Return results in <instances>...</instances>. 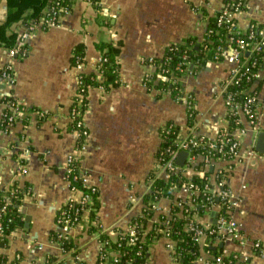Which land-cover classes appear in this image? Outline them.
Returning a JSON list of instances; mask_svg holds the SVG:
<instances>
[{
    "label": "crops",
    "instance_id": "1",
    "mask_svg": "<svg viewBox=\"0 0 264 264\" xmlns=\"http://www.w3.org/2000/svg\"><path fill=\"white\" fill-rule=\"evenodd\" d=\"M223 1L99 0L95 8L89 0H73L71 11L59 24L37 31L29 39L27 55L12 62V95L27 109L41 111L44 116L30 111L25 123L19 120L8 132L0 130V190L13 182L20 187L29 186L19 207L24 222L28 217V227L23 225L12 232L8 245L0 247V255L8 261L18 259L17 264H96L100 236L114 243L117 233L126 231L142 215V199L150 191V175L166 180L163 171L155 174L160 128L170 121L179 127L182 136L191 133L209 140L228 129L224 96L230 64L207 62L203 69L179 79L183 91L194 100L192 128L186 122L185 103L176 101L169 91L147 89L143 84V78L153 71L146 60L162 57L169 45L188 38L200 41L208 18ZM6 15V0H0V24ZM236 23L241 31L253 23L264 29V0H246L244 9L236 15ZM13 27L14 24L8 30ZM101 42L118 48L115 60L120 83L107 91L102 87L88 89L86 110L80 115L86 129L84 148L77 151L82 144L77 145V132L68 129L70 107L77 97L79 74L100 77L97 62L101 52L95 45ZM77 44L84 46L81 67L70 64ZM5 62L7 57L0 46V65ZM248 89L257 92L259 99L264 98V65ZM241 128L244 134L239 138L237 157L231 161L225 186L239 199L231 213L247 242L241 246L226 238L211 248L235 255L247 264H264V249L252 246L253 241H264V153L255 148L259 133L264 132V109L255 126L243 119ZM251 150L253 153L249 154ZM74 154L76 167L85 172L86 185L97 191V206L69 230L67 236L73 246L63 250L51 240L50 232L58 229L56 212L71 198L65 169L67 157ZM21 163L25 174L20 173ZM184 176L199 174L191 169ZM210 182L215 183L214 176ZM172 194L174 198H184L178 190ZM170 205L168 198L157 201L145 233L160 214L168 215ZM220 211L216 203L196 215L195 221L213 225ZM173 245L165 236L154 239L141 264H176ZM198 248L193 264H204L213 254L203 239H199ZM49 257H54V261H49Z\"/></svg>",
    "mask_w": 264,
    "mask_h": 264
},
{
    "label": "built area",
    "instance_id": "2",
    "mask_svg": "<svg viewBox=\"0 0 264 264\" xmlns=\"http://www.w3.org/2000/svg\"><path fill=\"white\" fill-rule=\"evenodd\" d=\"M62 1L63 0H49V3L41 10L37 18L16 22L12 30L15 34L13 45L10 47H3L0 45L4 49L7 57V62L0 65V98L8 95L14 97L12 95V87L15 83V79L12 62L17 58H24L27 55V43L29 39L37 31L47 30L48 28L56 26L59 24L61 18L69 13L67 5L65 6L61 4ZM245 3L246 0H228L227 2H222L220 8L213 15V17L216 18L217 25H225L227 32L231 35L225 38V47L217 49L212 60L208 62H226L232 66L227 85L238 84L242 79L250 81V84H252L259 77V68L264 65V56H262L260 67L250 70V68L252 69L257 64V61L254 60L249 67L247 61L243 59V53L245 52L262 53L264 55V29L258 27L257 24H250L247 33H245L237 26L236 15L241 11V7L245 6ZM254 26L256 28H254ZM244 33L245 39L237 38L238 35ZM233 34L236 35V37L232 36ZM184 59L185 57H183V61L179 62L175 68L182 75H186L184 67H187V61ZM147 62L149 65L153 66L152 58H149ZM81 64L82 63H79L78 67H81ZM156 76L157 78H164L161 74H157ZM181 77L182 76L179 78L172 76V78H176L177 81H179ZM244 94L245 97L240 104L233 103L230 94L224 96L227 115L228 117H233V122L237 127L230 132H225V130L220 131L217 137L213 140L206 138L208 140L205 145L207 153H191L194 146H201L199 141H203V139H205L204 137H195L191 133L182 136V133L179 131L173 143L174 148L170 150L167 149L165 154L164 152L159 153L156 160L155 174L157 171H163L166 179L172 175L178 176V186L175 190L182 192L184 198H174V204L180 209H183L186 213L188 222L185 224V229L193 232L197 244L199 243V239H203L206 247L215 245L216 242L222 241L226 238L233 239L241 246L247 242L246 238L239 233L238 224L231 213L232 210L238 206L239 199L234 197L230 190L225 186V180L232 170L233 164L231 163L234 162L237 157L240 143L239 138L244 134V130L241 128V120L245 119L247 123L255 126L264 109V98L259 99L257 92H252L249 89H246ZM189 99L193 100L192 95L183 91L181 96L182 102L187 105ZM175 100L177 101V99ZM14 101L15 102H0V124L9 128V130L11 128V123L19 120L21 115L26 111V107L20 104L16 98ZM2 108L10 109V113L2 114ZM34 113L39 117L44 116V113L41 111H34ZM74 113L75 110L73 109L72 114ZM83 134L85 136L86 132H83ZM195 138H198L199 140L197 141ZM83 148L84 144H82L77 151H80ZM181 151L187 152V157L183 166H177L175 160ZM23 153H28V149L25 148ZM210 153L213 155L216 153L218 156L213 157ZM252 153L253 150L249 151V154ZM76 160L77 157L75 154L67 157L66 173L73 170L72 164L76 162ZM221 162H226L227 165L219 167L218 164ZM210 167H212L211 172L208 171ZM191 169L202 178V182L200 183L201 186L193 182L192 177L187 178L184 176V174ZM20 173H26V168L23 163H21ZM211 176H214L215 178L214 184H211L210 182ZM76 177L80 178V182L83 186H87L84 180L85 172L83 170L79 169L74 178ZM175 190H173V193ZM70 191L72 193L70 200L75 202L77 206L71 212V214L74 215L73 217H71V214L68 212H62L58 217L57 224H59V238L68 237L67 234L69 230L80 222L81 217L83 218L84 214L89 212V208H85V205L90 203L91 195L89 193H83L80 189L74 186H70ZM93 191H95V188L90 187V193ZM213 198H216L215 202H213ZM156 203L157 201H152L150 205H148L150 206V210L155 211L157 209ZM216 203L221 208V211L213 225H202L195 221L196 214L193 213V210H195L196 207L200 206L206 211ZM180 214H182L181 210L179 215ZM167 218L169 219V217ZM163 231L164 229L161 230V232ZM120 235L128 236V244L135 245L137 241L138 243L143 242V235H141V237L137 236L136 225L134 224L126 231L117 233V237ZM1 236L0 228V237ZM100 246L96 264H119L118 261L120 254L116 249L111 247L109 241L101 240ZM252 246L254 249H264V241H253ZM112 252H115L113 256ZM204 264L247 263L245 261H240L235 255H225L222 252H217L216 254L211 255Z\"/></svg>",
    "mask_w": 264,
    "mask_h": 264
},
{
    "label": "trees",
    "instance_id": "3",
    "mask_svg": "<svg viewBox=\"0 0 264 264\" xmlns=\"http://www.w3.org/2000/svg\"><path fill=\"white\" fill-rule=\"evenodd\" d=\"M49 0H6L7 15L4 22L0 24V45L3 47H10L15 41V34L13 31H9V27L20 20L26 21L29 19L37 18L41 10L49 3ZM224 0L223 2H227ZM89 2L98 8L99 0H89ZM62 5H67L69 12L73 4V0H63ZM244 9V6L241 7V10ZM255 24V23H253ZM258 27H260L258 25ZM254 28H256L254 26ZM248 28L244 31L247 33ZM245 33L240 34L237 38L245 39ZM231 34L227 32L225 25H217L215 17H209L207 20V26L204 31V34L200 41L188 38L182 43L171 44L169 45L160 58H152L153 60V71L152 73L146 75L143 78V84L147 89L156 88L160 91H169L172 98L177 99V101L182 102L181 96L183 88L179 81L172 76L180 77L183 76L175 68L176 65L183 61H187V67H184L186 74L195 73L198 70L203 69L208 61L212 60V57L215 55L217 49L225 47V38L229 37ZM236 37V35H232ZM95 47L101 52L100 60L97 62V70L100 73V77L97 78L93 73L89 74H79L78 84H77V97L73 98L72 105L70 107V112L75 110V113L72 114V119L69 123L68 129L71 131H76L78 134L77 145H81L84 139L83 132H86V129L81 121V114L86 110V94L89 88L92 87H102L107 91L110 87H115L119 85L120 81L118 79V70L119 65L115 60V56L118 53V48L113 46L110 43H98ZM262 53H243V59H245L250 67V64L256 60L257 64L250 70L260 67L262 61ZM84 46L82 44H77L72 50V56L70 58V64L72 66H77L79 63L84 62ZM20 59V58H17ZM148 60V59H147ZM146 60V61H147ZM148 63V62H147ZM157 74L163 75L164 78H157ZM250 81L242 79L238 84H230L227 86L225 95L230 94L233 103L240 104L245 97L244 91L249 88ZM14 97L3 96L0 98V102H15ZM186 122L188 127H193L195 111H194V100L189 99L188 104L186 105ZM25 113L19 118L22 123H25L28 120V112L34 111L25 108ZM38 111V110H35ZM2 114H9L10 109L2 108ZM17 120V121H19ZM229 127L225 132H230L237 127L233 122V117H228ZM12 122L11 127L17 122ZM0 130L3 132H8L9 128H6L4 125L0 124ZM179 127L174 123L168 121L160 128L161 143L157 152V156L161 152H167V149L174 148V140L179 132ZM195 140H199L195 138ZM206 142L208 140L205 138L203 141H199L201 146H194L191 150L192 154H203L207 153ZM213 157H217L218 154H211ZM76 162H74L73 170L67 173V178L70 181V186H74L80 189L83 193H89L91 195V200L88 205H85V208L88 207L89 211H93L92 208L97 206L96 198L97 191L90 193V187L83 186L80 182V178L74 176L77 175L78 168L76 167ZM149 179L151 180V186L149 193L145 194L142 202L146 208L143 209L142 215H139L132 221V225H136V233L138 237L143 235V242L137 243L135 245L128 244V236H118L114 243L110 242L107 237L100 236V240L109 241L111 247L116 249L120 258L119 264H141L146 258L148 245L160 236H165L171 241L174 245L172 248V257L176 264H193V261L198 256V244L196 238L193 235L192 231L185 229V224L188 222L186 213L183 209H180L176 204H174L173 190L178 186V176H169L166 180L158 179L152 174ZM192 181L201 186L202 178L199 176H193ZM29 186L25 185L20 187L13 182L6 189L0 190V228L1 234L0 237V247H6L8 245V236L17 229H21L24 225V216L19 211L21 200L24 194L29 193ZM168 198L171 200L170 209L167 216L160 214L157 221H155L150 230L144 232L145 226L147 225L148 220L153 216L152 210H150V203L152 201H158L160 198ZM216 198H213L215 202ZM77 204L71 200H68L61 208L56 212L55 223L57 224V219L62 212H68L71 214L72 210L75 209ZM3 208V210H2ZM180 210L182 214L179 215ZM204 211V208L198 206L193 210V213L200 215ZM74 215L71 214V217ZM92 217L94 215H91ZM169 217V219L167 218ZM166 221V224H165ZM161 232V230H163ZM59 229L53 230L50 232V238L53 241H56L63 250L70 249L73 245L71 240L66 238H59ZM210 253L216 254L215 250H212L211 246L206 247ZM49 261H54V257H49ZM18 259L13 261H8L7 258L3 255H0V264H17ZM63 264V263H57Z\"/></svg>",
    "mask_w": 264,
    "mask_h": 264
},
{
    "label": "water",
    "instance_id": "4",
    "mask_svg": "<svg viewBox=\"0 0 264 264\" xmlns=\"http://www.w3.org/2000/svg\"><path fill=\"white\" fill-rule=\"evenodd\" d=\"M255 148L257 152L264 153V132L259 133ZM186 157H187V152L181 151L175 160V164L177 166H183ZM211 169L212 167L209 168V170ZM24 227L25 229L28 227V217L25 218Z\"/></svg>",
    "mask_w": 264,
    "mask_h": 264
}]
</instances>
